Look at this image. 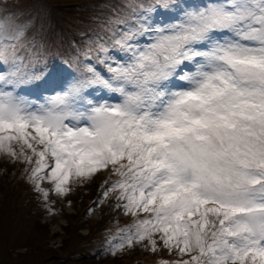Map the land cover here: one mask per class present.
<instances>
[{"label":"snow or ice","instance_id":"obj_1","mask_svg":"<svg viewBox=\"0 0 264 264\" xmlns=\"http://www.w3.org/2000/svg\"><path fill=\"white\" fill-rule=\"evenodd\" d=\"M94 21L61 58L0 13V153L46 207L110 172L94 203L135 218L112 256L264 264V0H114Z\"/></svg>","mask_w":264,"mask_h":264},{"label":"rangeland","instance_id":"obj_2","mask_svg":"<svg viewBox=\"0 0 264 264\" xmlns=\"http://www.w3.org/2000/svg\"><path fill=\"white\" fill-rule=\"evenodd\" d=\"M20 1L36 10L42 7L59 26L66 24L67 16L75 10L77 13L72 16L73 19L94 23L97 14L92 11L98 9L97 7H104L90 0L81 7L75 6L77 2L88 0ZM8 4L10 7L11 1ZM100 11L107 12L104 9ZM9 12L20 14L13 9H9ZM37 13L40 14L39 11ZM17 16L21 19L31 18L32 22L35 19L33 15ZM41 20H45L44 16L36 20L37 27H40ZM7 158L10 157L0 153V264H126L131 262L130 257H146L147 254L139 251L142 248L140 245L127 249L129 251L123 256H112L105 252L106 247H96L100 244L96 237L99 231L101 236L109 235V230L126 227L135 220L125 222L117 218L123 214L114 208V198L108 201L106 210L100 208L98 211L94 208L90 213L85 212L96 192L92 188L96 177L86 180L76 192L71 190V201L59 202L49 197L47 207L41 204L46 207L47 213L46 217H41L37 207V210L31 207V194L18 175V166L7 161ZM46 183L48 182L44 184ZM45 188L50 189L51 184H46ZM51 193L55 194L50 192L49 196ZM98 220H103L100 226L102 228H91ZM95 252L101 258L96 257Z\"/></svg>","mask_w":264,"mask_h":264},{"label":"trees","instance_id":"obj_3","mask_svg":"<svg viewBox=\"0 0 264 264\" xmlns=\"http://www.w3.org/2000/svg\"><path fill=\"white\" fill-rule=\"evenodd\" d=\"M91 2L93 1L94 2V0H90ZM85 4H87V1H78L77 2V4L75 5L76 7L78 6V7H81L82 5H85ZM77 10H75V11H73V13H71L70 15H68L67 17H68V20H70L71 19V17L72 16H75L76 15V12ZM72 20H73V17H72ZM95 178V177H94ZM97 178V177H96ZM12 181V180H11ZM97 184H98V179H96L95 181H94V183H93V186H92V188L93 189H96V187H97ZM31 194V193H30ZM31 196V199H30V201H31V207L34 209L37 205H38V201H42L41 199H39L38 197H35V196H33L32 194L30 195ZM102 223H103V220H98V221H96V224H94L91 228H100V226L102 225ZM94 228V229H95ZM90 231V229L88 228V232ZM94 231V230H93ZM132 258L130 257V260H131Z\"/></svg>","mask_w":264,"mask_h":264}]
</instances>
